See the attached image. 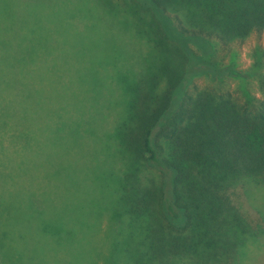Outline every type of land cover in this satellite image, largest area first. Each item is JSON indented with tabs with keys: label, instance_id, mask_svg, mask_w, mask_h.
<instances>
[{
	"label": "trees",
	"instance_id": "16d2710c",
	"mask_svg": "<svg viewBox=\"0 0 264 264\" xmlns=\"http://www.w3.org/2000/svg\"><path fill=\"white\" fill-rule=\"evenodd\" d=\"M128 1L144 15L140 30L107 11L148 62L118 70L121 82L104 102L112 117L92 134L105 163L117 164L109 183L118 163L129 165L113 183L111 256L121 264H243L248 242L264 236V0ZM20 23L0 2V195L16 197V205L0 199V264H41L60 233L28 200L57 195L48 165L54 138L65 137L69 98L28 67L42 56Z\"/></svg>",
	"mask_w": 264,
	"mask_h": 264
},
{
	"label": "rangeland",
	"instance_id": "374dc122",
	"mask_svg": "<svg viewBox=\"0 0 264 264\" xmlns=\"http://www.w3.org/2000/svg\"><path fill=\"white\" fill-rule=\"evenodd\" d=\"M0 2L6 5L10 22L20 21L28 36L38 38V54L42 58L38 62L33 60L28 67L45 71L41 83L61 92V98H69L66 112H61L64 121L69 122L61 131L65 137L54 138L57 148L52 150V163L48 165L53 166L57 195H29L28 200L29 208L39 214V219L60 233L61 244L52 243L46 248L41 264H92L97 260L121 264L111 256L116 243L113 183L118 188L129 165L121 166L117 161L119 174L116 181L112 178V184L109 183L105 176L113 177L112 167L117 164L108 157L106 166L107 150L94 141L95 133L92 134L100 130L102 120L104 128L112 117L110 108L108 113L105 111L104 102L113 86L121 82L118 70L136 64L142 67L148 62L145 49L129 40L119 28L121 19L107 10L112 8L124 21L128 20L132 31L141 29L139 20L144 15L135 12L128 0ZM108 2L118 7H111ZM238 51L239 65L248 67L247 44ZM144 173L148 179L156 180L151 169L145 168ZM0 199L6 201L5 206L16 205L14 195H0ZM256 242H248L243 264H264V236Z\"/></svg>",
	"mask_w": 264,
	"mask_h": 264
}]
</instances>
